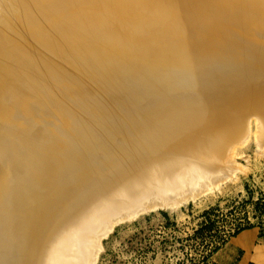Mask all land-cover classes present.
I'll use <instances>...</instances> for the list:
<instances>
[{"label":"bare ground","instance_id":"1","mask_svg":"<svg viewBox=\"0 0 264 264\" xmlns=\"http://www.w3.org/2000/svg\"><path fill=\"white\" fill-rule=\"evenodd\" d=\"M251 141L264 0H0V264H97L117 224L214 191Z\"/></svg>","mask_w":264,"mask_h":264},{"label":"rangeland","instance_id":"2","mask_svg":"<svg viewBox=\"0 0 264 264\" xmlns=\"http://www.w3.org/2000/svg\"><path fill=\"white\" fill-rule=\"evenodd\" d=\"M236 162L241 169L214 191L174 209L148 211L135 217L136 220L122 222L103 240L97 264H188L186 255L193 257L195 253L185 239L198 228L205 210L217 208L225 214L249 195L255 201L264 194V152L251 141L239 151ZM246 209L253 223L250 205ZM230 229L232 225L227 224L226 236L232 232ZM252 230L256 243L264 242L259 229ZM220 252L221 249L211 256L209 264H222L218 261ZM241 255L239 252L232 264H238Z\"/></svg>","mask_w":264,"mask_h":264},{"label":"trees","instance_id":"3","mask_svg":"<svg viewBox=\"0 0 264 264\" xmlns=\"http://www.w3.org/2000/svg\"><path fill=\"white\" fill-rule=\"evenodd\" d=\"M251 207V218H248L246 206ZM200 218L202 221L198 228L188 236L185 241L187 246L193 249V257L186 255L188 264H209V259L215 254L230 238L235 237L244 230L254 227L259 229V237H264V194L254 201L249 195L248 199L231 206L225 214L220 213L217 208L205 210ZM232 225V232L225 235L226 225ZM230 228V227H229Z\"/></svg>","mask_w":264,"mask_h":264},{"label":"crops","instance_id":"4","mask_svg":"<svg viewBox=\"0 0 264 264\" xmlns=\"http://www.w3.org/2000/svg\"><path fill=\"white\" fill-rule=\"evenodd\" d=\"M220 249V260L216 258L217 256L213 257L222 264H232L239 252L242 255L238 264H264V242L256 243V235L252 229L244 230L232 237Z\"/></svg>","mask_w":264,"mask_h":264},{"label":"water","instance_id":"5","mask_svg":"<svg viewBox=\"0 0 264 264\" xmlns=\"http://www.w3.org/2000/svg\"><path fill=\"white\" fill-rule=\"evenodd\" d=\"M142 215H143V214H142ZM139 216H141V215H139ZM139 216H138V217H139ZM138 217H137V218H138ZM137 218H136V219H137ZM136 219H134V220H136ZM134 220H133V221H134ZM120 224H121V223H120ZM120 224H117V225L113 228V230H114L118 225H120ZM113 230L108 234V236L113 232Z\"/></svg>","mask_w":264,"mask_h":264}]
</instances>
